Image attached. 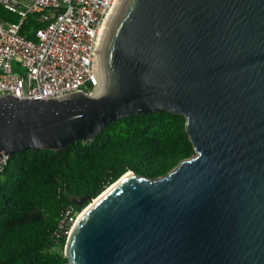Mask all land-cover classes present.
<instances>
[{"label":"water","instance_id":"95a60500","mask_svg":"<svg viewBox=\"0 0 264 264\" xmlns=\"http://www.w3.org/2000/svg\"><path fill=\"white\" fill-rule=\"evenodd\" d=\"M98 61L93 93L1 95L0 159L163 110L195 153L75 198L67 264H264V0H118Z\"/></svg>","mask_w":264,"mask_h":264},{"label":"trees","instance_id":"16d2710c","mask_svg":"<svg viewBox=\"0 0 264 264\" xmlns=\"http://www.w3.org/2000/svg\"><path fill=\"white\" fill-rule=\"evenodd\" d=\"M0 18L17 13L0 2ZM41 25L29 14L24 30ZM195 148L186 116L170 110L134 113L108 123L93 140H77L60 150L24 149L0 168V264H67V236L54 233L68 205L96 197L126 171L156 178Z\"/></svg>","mask_w":264,"mask_h":264},{"label":"built area","instance_id":"2783aa9c","mask_svg":"<svg viewBox=\"0 0 264 264\" xmlns=\"http://www.w3.org/2000/svg\"><path fill=\"white\" fill-rule=\"evenodd\" d=\"M117 0H0L18 14L0 18V96L51 98L101 84L103 25ZM41 25L24 30L29 14ZM8 156L0 159L2 169ZM68 205L54 231L67 238L83 210Z\"/></svg>","mask_w":264,"mask_h":264},{"label":"bare ground","instance_id":"6f19581e","mask_svg":"<svg viewBox=\"0 0 264 264\" xmlns=\"http://www.w3.org/2000/svg\"><path fill=\"white\" fill-rule=\"evenodd\" d=\"M117 1H118V0H117ZM117 1H116V3H117ZM116 3H115V5H116ZM115 5L113 6L111 12L108 14V16H107V18H106V20H105V22H104V25H103V35H104L105 28H106V26H107V23H108V21H109V19H110V16H111V14H112V12H113V9H114ZM102 39H103V38H102Z\"/></svg>","mask_w":264,"mask_h":264},{"label":"rangeland","instance_id":"374dc122","mask_svg":"<svg viewBox=\"0 0 264 264\" xmlns=\"http://www.w3.org/2000/svg\"><path fill=\"white\" fill-rule=\"evenodd\" d=\"M65 246H66V244H65ZM65 246H64V249H63L64 251H65Z\"/></svg>","mask_w":264,"mask_h":264}]
</instances>
